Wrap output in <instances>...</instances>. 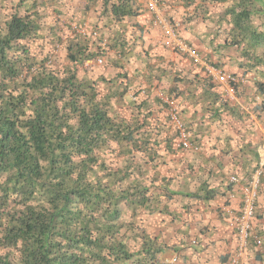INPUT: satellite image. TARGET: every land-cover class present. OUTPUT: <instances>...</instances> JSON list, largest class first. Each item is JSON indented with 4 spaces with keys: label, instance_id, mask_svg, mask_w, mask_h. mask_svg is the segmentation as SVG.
Instances as JSON below:
<instances>
[{
    "label": "trees",
    "instance_id": "obj_1",
    "mask_svg": "<svg viewBox=\"0 0 264 264\" xmlns=\"http://www.w3.org/2000/svg\"><path fill=\"white\" fill-rule=\"evenodd\" d=\"M67 1L0 0V264H161L171 245L154 217L168 228L178 216L174 196L208 200L216 190H175L162 171L178 131L170 114L161 118L169 104L139 96L136 82L154 88L169 69L144 48L141 29L120 32V22L140 15L136 0H89L100 5L91 34L62 20ZM184 3L189 18L214 20L217 53L235 50L241 73L232 74L255 75L252 101L264 111V0ZM98 58L122 71L94 76L87 64ZM183 80L173 77L172 94Z\"/></svg>",
    "mask_w": 264,
    "mask_h": 264
},
{
    "label": "crops",
    "instance_id": "obj_2",
    "mask_svg": "<svg viewBox=\"0 0 264 264\" xmlns=\"http://www.w3.org/2000/svg\"><path fill=\"white\" fill-rule=\"evenodd\" d=\"M88 1H67L63 6L75 10L78 8L75 5L80 3L79 9L85 14H98L100 5ZM162 1L161 16L174 26L175 34L195 50L202 63H195L191 57L179 56L173 51V44H170L173 38L167 36L160 27L153 26V13L146 8L144 0H136L140 15L120 22V32L129 29L131 33L133 29H141L144 48L157 57L158 66H167L169 69L162 83L155 81L154 88L146 81H137L136 89L144 88L139 96L149 97V100L158 96L167 105L166 98H173L171 100L179 104V115L191 140H195L193 142L197 148L184 152L174 144L173 152L167 155L168 173L174 182L172 188L187 193L211 188L216 190V195L208 200L174 196L172 204L178 216L168 228L162 224L163 231L160 232L171 247L162 254L161 264H226L236 247L234 223L241 210V186L264 163V111L260 110L258 114L252 101L256 96L251 84L254 74L246 76L243 95L226 104V93L221 86L197 83L196 77H208L205 64L212 65L218 60L220 64L225 62L222 69L240 74L235 63L237 53L235 50L227 51L228 54L224 52L225 55L220 51V54L217 53L223 39L222 36H215L213 19L203 21L200 17L189 18L193 10L186 7L184 0ZM87 7L90 9L86 10ZM212 11L217 14L219 9L214 7ZM184 16H188L185 23L182 22ZM229 57L233 59L230 61ZM173 77L184 78L183 83L175 86V94L170 92L174 87ZM188 80L194 83L189 84ZM150 92L151 95H148ZM214 109L218 110L217 115ZM166 114H170V110L165 107L161 118ZM232 176L237 177L238 181L231 182ZM230 193H233L232 197H229ZM256 203L254 232L264 233V172ZM157 232L160 233L159 230ZM175 257L177 260H174ZM245 264H264V246L260 248L251 243Z\"/></svg>",
    "mask_w": 264,
    "mask_h": 264
},
{
    "label": "built area",
    "instance_id": "obj_3",
    "mask_svg": "<svg viewBox=\"0 0 264 264\" xmlns=\"http://www.w3.org/2000/svg\"><path fill=\"white\" fill-rule=\"evenodd\" d=\"M146 8L149 12L153 13V26L160 27L163 32L173 38L170 41L173 51H175L179 56L187 55L193 59L195 63H202V59L188 44H186L181 38L175 34L174 26L160 14V6L162 5V0H144ZM82 34H91V32L86 31V28L78 29ZM93 36H97L98 32H92ZM104 62L103 58H98L95 61L89 62L87 66L91 67L95 64H102ZM205 71L207 76L210 77L213 82L221 86L223 91L226 93V97L229 101H233L237 97L236 86L245 82L244 78H237L232 73L228 71L215 67L213 65L205 64ZM166 102L170 107L171 122L178 131V137L176 144L180 146L184 151H189L195 148L194 143L191 140L190 133L187 131L186 126L180 118L178 113L177 104L166 98ZM197 148V147H196ZM264 163L259 167L258 171L249 178L246 183L241 186L242 190V203L240 213L235 219V229H236V247L234 252L229 256L226 264H245V260L250 248L251 240H254L256 246L262 248L264 246V240L256 235L254 232V225L256 219V201L258 198L259 185L261 175L264 172L262 168ZM238 179L235 176L231 177V182H237ZM233 193L229 194L232 197ZM195 242V241H194ZM174 260H177L175 257Z\"/></svg>",
    "mask_w": 264,
    "mask_h": 264
},
{
    "label": "rangeland",
    "instance_id": "obj_4",
    "mask_svg": "<svg viewBox=\"0 0 264 264\" xmlns=\"http://www.w3.org/2000/svg\"><path fill=\"white\" fill-rule=\"evenodd\" d=\"M9 2H10V0H8V3ZM60 7L63 9V14L61 15V18H62V20L67 21V25L73 26L76 30L81 29V28H86V31H88V32H91L92 29H96L94 23L97 22L96 21L97 14L95 12H90L88 14H85L84 12H82V10L79 9V8H81L80 3H77L75 5V7H78V8H75V10H72L70 7H67V6L61 5ZM52 17H53L52 15L49 16L48 20L52 21L53 20ZM98 32L100 33L99 30H98ZM114 56H116V54ZM104 62L102 64H95V65L91 66L92 68H95V69L97 68L96 71L93 72L94 76L102 73L105 76L110 77V76H115L118 72L122 71V69L117 68L115 66H109ZM91 67L88 66V68H91ZM128 68L130 69V66H127L123 70H128ZM130 70H132V69H130ZM130 70H129V72H130ZM132 72L133 71H131V74H132ZM139 80H143V79H139ZM133 100H136V99L134 96L131 95L129 102L133 101ZM162 171L164 174H167L168 168L164 167ZM159 218H160V216L154 217V219L152 221L153 222L152 227L153 228L156 227L155 228L156 231L160 230L161 227L163 226L162 224H164L163 222L158 223V220H160ZM165 226H166V224H165Z\"/></svg>",
    "mask_w": 264,
    "mask_h": 264
}]
</instances>
